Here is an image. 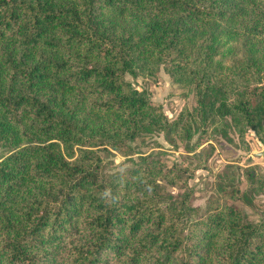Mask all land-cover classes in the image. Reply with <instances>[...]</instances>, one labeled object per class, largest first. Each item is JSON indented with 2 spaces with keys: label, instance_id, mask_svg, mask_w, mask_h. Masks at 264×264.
Instances as JSON below:
<instances>
[{
  "label": "trees",
  "instance_id": "trees-1",
  "mask_svg": "<svg viewBox=\"0 0 264 264\" xmlns=\"http://www.w3.org/2000/svg\"><path fill=\"white\" fill-rule=\"evenodd\" d=\"M162 69L191 101L174 118L126 78ZM250 131L264 146V0H0V264H264V208L237 203L264 174L219 175L202 210L186 166L133 146L164 133L206 167Z\"/></svg>",
  "mask_w": 264,
  "mask_h": 264
},
{
  "label": "rangeland",
  "instance_id": "rangeland-1",
  "mask_svg": "<svg viewBox=\"0 0 264 264\" xmlns=\"http://www.w3.org/2000/svg\"><path fill=\"white\" fill-rule=\"evenodd\" d=\"M126 78L135 86L145 88L150 98L156 104H160L170 118H174L184 105L191 103L184 96V93L175 89L170 75L163 69L156 80L143 77L133 78L130 74H126ZM232 136V141L209 139L204 144L205 146H208V143L214 145L212 155L207 158L206 167L201 166V162L204 161L202 156L197 154L200 148L190 151L182 145L175 148L166 139L164 133L141 136L133 142V146L135 156L138 154H158L169 165L180 162L186 166L191 174L190 185L195 191L192 204L204 210L207 207V201L218 194L216 185L219 175L235 174L241 180L243 178L241 186L245 188L247 180L242 177L245 168H253L264 174V146L254 133L252 131L246 133L243 139L235 133ZM193 142L192 140L191 144ZM9 151L8 147L0 146V158ZM110 158L112 160L110 166L115 168L124 167L123 162L127 160L126 157L118 153L110 155ZM237 203L243 206L252 219H258V213L264 208V195H255L251 207L241 201Z\"/></svg>",
  "mask_w": 264,
  "mask_h": 264
},
{
  "label": "clouds",
  "instance_id": "clouds-1",
  "mask_svg": "<svg viewBox=\"0 0 264 264\" xmlns=\"http://www.w3.org/2000/svg\"><path fill=\"white\" fill-rule=\"evenodd\" d=\"M103 198L105 199L106 203L112 204L116 202V198L111 196V191L110 190H106L103 193Z\"/></svg>",
  "mask_w": 264,
  "mask_h": 264
}]
</instances>
